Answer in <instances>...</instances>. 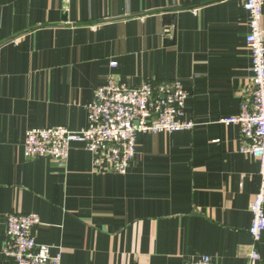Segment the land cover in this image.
<instances>
[{"label": "crops", "instance_id": "obj_1", "mask_svg": "<svg viewBox=\"0 0 264 264\" xmlns=\"http://www.w3.org/2000/svg\"><path fill=\"white\" fill-rule=\"evenodd\" d=\"M244 1L0 0V264L13 212L38 215L36 242L61 264H264V232L249 261L259 162L220 122L251 95ZM110 76L178 81L193 126L139 135L125 174L81 142L61 164L25 157L28 129L86 128Z\"/></svg>", "mask_w": 264, "mask_h": 264}, {"label": "built area", "instance_id": "obj_2", "mask_svg": "<svg viewBox=\"0 0 264 264\" xmlns=\"http://www.w3.org/2000/svg\"><path fill=\"white\" fill-rule=\"evenodd\" d=\"M67 3L69 0H62ZM249 33L245 37L251 58L250 98L243 100L236 116L221 119L237 125L242 138L241 153L259 162V187L250 204L252 215L248 234L252 240L250 263L259 260L256 246L264 232V27L262 0H245ZM115 62L111 63L114 67ZM187 94L178 81L142 83L133 88L110 76L94 91L88 105L87 127L72 132L64 127L32 128L23 142L26 158H45L64 163L71 142H81L91 153L95 167L125 174L136 152V138L143 134L171 133L190 129L182 119ZM37 214L13 212L7 216L6 233L10 247L5 254L13 264H61L50 248L37 244L34 230ZM188 264H213L203 256Z\"/></svg>", "mask_w": 264, "mask_h": 264}]
</instances>
